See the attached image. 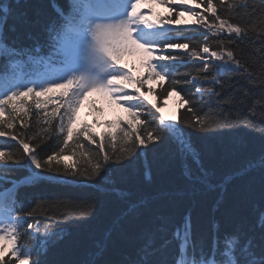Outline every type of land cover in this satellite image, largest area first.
Here are the masks:
<instances>
[{
  "label": "snow or ice",
  "instance_id": "6c2138e0",
  "mask_svg": "<svg viewBox=\"0 0 264 264\" xmlns=\"http://www.w3.org/2000/svg\"><path fill=\"white\" fill-rule=\"evenodd\" d=\"M12 2L0 3V58L6 57L5 65L0 66V84L3 85L0 139L5 141L0 144V162H3L0 163V180L4 179L3 171L13 167L29 168V176L21 183L56 178L41 175L44 170L62 171L69 176H97L111 160L106 144H111L115 151L118 137L117 161L132 155L137 148L171 139L178 153L192 155L199 164V154L190 137L181 130V123L200 132L237 125L255 127L253 121L258 109L259 122L264 124V65L256 73L235 51V46L250 44L253 54L258 53L264 61V0H191V7H185L187 0H67L66 7L53 2L55 15L42 25L44 39L41 41L29 34L28 39L34 41L30 48H17L15 41L7 42L5 28L16 30L15 24L8 25L9 19L27 15L16 12ZM14 3L19 7L20 0ZM142 5L147 6L150 15L145 14ZM153 5L167 7V17L155 12ZM186 15L194 18L190 25L181 20ZM189 28L202 39L185 36ZM180 40L185 42H178ZM126 55L137 57L146 75H134L121 62ZM185 58L203 63L195 67V75L188 74L191 79H177L179 67L186 65ZM53 64L60 67L50 72L37 71L41 65ZM226 73L240 74L252 87L237 88L234 96L220 100L221 105H235L238 98L242 106L249 108V114H241L243 118L238 116L236 120L219 112L216 113L219 119L201 115L206 94L219 98L226 86L232 87L221 80ZM154 80L159 81L162 89L158 95L167 99L175 94L180 108L185 109L191 119L172 120L160 114L157 104L144 100L142 89ZM201 81L209 87L205 89ZM181 84L193 86L195 91L184 95L177 90ZM147 91L154 89L149 87ZM93 93L109 105L122 109L128 118L104 122L106 130L103 132H96L87 123L78 124L80 106ZM53 96L56 99H51ZM49 102L53 104L51 111ZM94 111L102 110L94 108ZM33 116L38 130L30 132ZM260 131L264 133V127ZM81 138L88 145H95L99 152L88 150ZM53 139L58 143L51 154L40 156L37 149ZM77 150L87 167L73 160ZM254 169L264 173V151L256 160H250L242 173ZM14 190L15 182L13 188L0 191V264H49L46 255L52 237L62 239L63 233L52 232L45 226L44 239L36 246L33 242L40 228L34 216L36 209L24 213L22 206L17 208ZM90 210L91 205L87 211H65L58 219L70 220L77 215L83 218ZM259 226L264 228V213ZM190 233L191 224L186 219L183 232L177 229L175 234V239L180 241L175 264H264V245H255L251 237L242 241L239 229L225 234L222 242L214 238L211 254L206 256L201 250L199 258L195 255V246L191 245ZM152 245L149 237L137 251L139 258L130 264H168L149 259L159 250ZM102 253L100 247L96 256Z\"/></svg>",
  "mask_w": 264,
  "mask_h": 264
},
{
  "label": "trees",
  "instance_id": "16d2710c",
  "mask_svg": "<svg viewBox=\"0 0 264 264\" xmlns=\"http://www.w3.org/2000/svg\"><path fill=\"white\" fill-rule=\"evenodd\" d=\"M8 2L9 0H0V3ZM53 2L62 7L67 4V0H20L17 7L13 0L12 7L16 12L27 15L19 19H9L8 25L15 24L16 30L8 31L5 28L7 42L11 44L15 41L14 46L17 48H30L34 41L28 39L29 34L43 41L42 25L55 15L51 7ZM165 8L166 12L162 16L167 17L168 9ZM256 31L259 32L260 29L257 28ZM184 35L192 36L193 40L202 39L191 28L186 29ZM235 51L238 58L247 61L259 73L264 61L258 53L253 54L252 45L245 43L235 46ZM185 59L186 65L179 67L177 79H191L188 74L195 75V67L203 63L200 60ZM5 63L6 57L0 58V66ZM144 75L145 73L139 76ZM221 80L227 81L232 87L226 86L219 98L206 94L201 115L219 119L216 115L219 112L231 120H236L238 116L243 118L241 114L248 115L249 108L242 106L238 98L235 105H221L220 100L234 96L237 88L252 86L236 73H226ZM200 83L205 89L209 87L206 82ZM147 88L149 87L145 85L142 91H147ZM150 88L154 89L150 92L155 96L153 104L161 107L165 98L158 95L162 92L159 82L156 87ZM177 90L189 95L195 88L181 84ZM89 105L93 118L91 122L83 123L93 126L96 132L105 131L106 129L96 128L100 122L98 117L101 111L96 112L94 108L101 107L93 102ZM52 108L53 104L49 102L48 110L51 111ZM175 117L176 120L191 119V115L180 108L179 98ZM121 118L127 119V113L117 112L115 120ZM31 119L33 127L30 132L37 131L35 116ZM259 121L257 109V116L253 121L255 127L237 125L200 132L181 123V130L190 137L193 148L199 154V164L192 155L182 156L178 153L171 139H165L163 143L157 141L149 144L147 148H137L132 155L117 161L116 155L120 149L118 137L115 151L111 144H106L111 160L99 175L69 176L62 171L56 173L44 170L41 175L56 178L35 183L20 181L14 190L16 207L22 206L24 213L36 209L34 216L40 222L37 238L33 242L36 246L44 239L45 226L52 232L63 233L62 239L52 237L46 255L49 264H130V261L139 258L137 251L149 237L153 240L152 248L159 249L149 259L175 264L180 244L175 239V234L177 229L183 232L186 219L191 224L190 241L195 246L197 258L200 257L201 250L206 256L211 254L214 238L218 237L222 242L225 234H232L237 229L243 234L242 241L251 237L255 245H264V228L259 226L261 214L264 213V173L259 169L242 173L248 162L256 160L264 151V133L260 131L264 124ZM162 136L167 137L169 134L162 133ZM81 141L88 150L99 152L95 145H88L83 138ZM4 143L0 139V144ZM57 143L53 139L47 144H41L37 149L39 155L44 157L51 154ZM72 147L75 148V144ZM64 158L67 160L68 155ZM73 160L87 167V163L79 156V150ZM32 170L35 171L34 168ZM186 171L188 175L185 174ZM29 174L28 167H13L3 171L4 179L0 180V191L11 186L13 182L22 179L24 181ZM89 205L91 210L83 218L77 215L70 220L58 219L65 211H87ZM29 222H32L31 219ZM166 241L169 243L162 247ZM100 247L103 248V253L96 256ZM191 255L190 246L189 256Z\"/></svg>",
  "mask_w": 264,
  "mask_h": 264
},
{
  "label": "rangeland",
  "instance_id": "374dc122",
  "mask_svg": "<svg viewBox=\"0 0 264 264\" xmlns=\"http://www.w3.org/2000/svg\"><path fill=\"white\" fill-rule=\"evenodd\" d=\"M187 3L191 4V1L187 0ZM155 8H156V10L161 9V7L158 5H155ZM142 9H143V7H142ZM193 19H194L193 17L187 16V15L181 18L182 21L187 22V23H191V21ZM122 61H124L122 63L126 64L127 67L130 69L140 68L139 64L137 63V62H139V59L135 56H125V58H123ZM148 83H151V82H148ZM91 95L95 96L97 98V100H99V102H101L103 105V114H102L101 118L102 119H104V118L112 119L114 116L112 114V110H111L112 105H109L108 102L103 100L98 94L93 93ZM143 95H144L145 101H151L153 99V97L150 95L149 96L147 94H143ZM177 105H178V97L175 94H173L172 96H168L167 99L165 100L164 105L162 106V109H163V107H166V110H163L162 115H164L165 117L170 116L171 118L174 119L175 118V110H176ZM78 117H79L78 123L80 122L81 118H83V117L86 118L87 120L91 119V116L87 113L86 108L83 106L80 107ZM101 127H104V126L101 125Z\"/></svg>",
  "mask_w": 264,
  "mask_h": 264
},
{
  "label": "bare ground",
  "instance_id": "6f19581e",
  "mask_svg": "<svg viewBox=\"0 0 264 264\" xmlns=\"http://www.w3.org/2000/svg\"><path fill=\"white\" fill-rule=\"evenodd\" d=\"M163 110H166V107H163Z\"/></svg>",
  "mask_w": 264,
  "mask_h": 264
}]
</instances>
